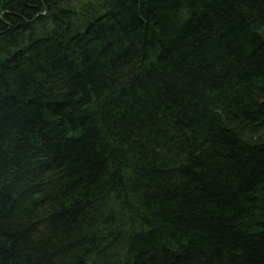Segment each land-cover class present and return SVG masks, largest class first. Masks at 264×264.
I'll return each instance as SVG.
<instances>
[{
    "label": "trees",
    "instance_id": "1",
    "mask_svg": "<svg viewBox=\"0 0 264 264\" xmlns=\"http://www.w3.org/2000/svg\"><path fill=\"white\" fill-rule=\"evenodd\" d=\"M0 264H264V0H0Z\"/></svg>",
    "mask_w": 264,
    "mask_h": 264
}]
</instances>
